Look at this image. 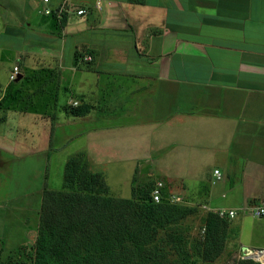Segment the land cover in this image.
I'll list each match as a JSON object with an SVG mask.
<instances>
[{
  "label": "crops",
  "instance_id": "0c3cea01",
  "mask_svg": "<svg viewBox=\"0 0 264 264\" xmlns=\"http://www.w3.org/2000/svg\"><path fill=\"white\" fill-rule=\"evenodd\" d=\"M65 1L87 13L66 15L61 27L44 10ZM138 1L143 2L51 0L46 6L42 0L23 1L26 20L7 21L1 37L18 42L27 29L35 38L37 50L14 53L24 62L17 81L30 78V72L36 76L26 97L45 94L48 80L57 106L56 77L66 86L63 107H91L81 117L65 111L73 118L69 132L83 138L85 151H218L223 156L214 171L224 173L222 182L228 184L237 168L233 159L248 162L254 154L260 166L264 0ZM30 55L39 59L31 69ZM81 55L93 60L80 63ZM11 88L0 84L1 135L9 113L43 115ZM6 154L0 151V169Z\"/></svg>",
  "mask_w": 264,
  "mask_h": 264
},
{
  "label": "rangeland",
  "instance_id": "374dc122",
  "mask_svg": "<svg viewBox=\"0 0 264 264\" xmlns=\"http://www.w3.org/2000/svg\"><path fill=\"white\" fill-rule=\"evenodd\" d=\"M23 1L0 0V84L17 88L16 95L24 96L29 104L31 99L38 114L43 115L32 112L17 118L9 113L6 123L1 125L0 151H6L8 155L3 156L6 163L0 169V264L35 263L34 245L44 188L47 185L49 189H62L65 165L77 154H84L91 163V171L103 173L114 197L130 199L133 187L150 189L156 181H162L167 193L182 196L184 201L181 204L187 208L210 209L201 210L197 216L189 215L159 231L157 243L168 235L182 240L181 253L170 250V246L167 249L173 264H240L244 260L264 264L260 254L251 255L255 250L264 251V218L255 217L251 211L254 204L264 200V151H260V166L254 154L250 155L248 162L233 159L237 168L229 177V184L226 180L212 183L211 176L214 169L221 166L218 160L223 156L218 151H196L195 154L191 151H85L83 138L69 132L73 118L65 113L68 106L63 107L65 101L62 97L66 86L58 78L54 77L53 81L61 95L57 106L48 80L43 83L46 93L31 98L26 95L29 88L36 87L35 74L30 72V78L24 74L23 79L10 81L14 67L24 65L15 51L31 54L37 50L32 43L35 38L31 37V30L24 29L23 35L18 34V42L1 37L8 30L7 21L23 24L26 20ZM69 6L74 10L73 16L78 17L76 6ZM19 7L23 13L19 12ZM37 59L30 55L26 65L31 69L36 66ZM56 109L57 118H54ZM21 121V129L16 128ZM202 152L206 154L203 156ZM231 189L236 190L232 192ZM218 209H234L238 215L234 219L221 218L228 225L223 250L217 259L205 261L196 246L204 236L205 223L200 216L215 213Z\"/></svg>",
  "mask_w": 264,
  "mask_h": 264
},
{
  "label": "trees",
  "instance_id": "16d2710c",
  "mask_svg": "<svg viewBox=\"0 0 264 264\" xmlns=\"http://www.w3.org/2000/svg\"><path fill=\"white\" fill-rule=\"evenodd\" d=\"M59 25H65V17ZM67 109L81 117L91 107ZM157 182L162 181L150 189L133 187L130 199L117 198L111 195L103 173L91 171L83 154L73 156L65 165L62 189L44 188L34 264H173L167 249L181 253L182 240L168 235L157 243L159 231L205 210L171 203L172 196H182L168 194L164 182L162 200L155 202L152 192ZM201 218L204 236L196 246L203 260L212 261L223 250L228 225L216 213ZM240 264L260 263L244 260Z\"/></svg>",
  "mask_w": 264,
  "mask_h": 264
},
{
  "label": "built area",
  "instance_id": "2783aa9c",
  "mask_svg": "<svg viewBox=\"0 0 264 264\" xmlns=\"http://www.w3.org/2000/svg\"><path fill=\"white\" fill-rule=\"evenodd\" d=\"M51 0H42L44 5H48L50 3ZM97 7H99L97 5ZM73 13L74 14V10L69 6L68 2L65 1L61 6H59L56 10H52L49 7H47L44 10V14L47 16H54L58 21L64 19V17L66 15H69ZM87 13V11L85 9H77L76 10V15L78 16H83ZM92 61V57L85 55L79 62L80 63H89ZM20 74V69L19 67H14V70L12 71L11 75H10V81L14 82L18 80ZM78 103H73V106H77ZM213 184L216 183H220L224 180V177L222 175V173L219 170H215L213 173ZM163 189H164V184L162 182H157L155 185V188L152 192V198L155 202L159 203L162 200V193H163ZM169 201L171 203H182L184 200L182 199V197L179 196H172ZM202 209H204L205 211H209L210 209H208L207 207H202ZM251 211L252 214L255 217L258 218H264V200L259 201L258 203L254 204L251 207ZM220 218H229V219H234L237 217L238 212L237 210L234 209H218L215 212Z\"/></svg>",
  "mask_w": 264,
  "mask_h": 264
},
{
  "label": "bare ground",
  "instance_id": "6f19581e",
  "mask_svg": "<svg viewBox=\"0 0 264 264\" xmlns=\"http://www.w3.org/2000/svg\"><path fill=\"white\" fill-rule=\"evenodd\" d=\"M252 254H254V255L260 254V255L262 256V258H263V263H264V251H263V252H262V251H260V252H257V251H256V252H254V253L251 252V255H252Z\"/></svg>",
  "mask_w": 264,
  "mask_h": 264
},
{
  "label": "water",
  "instance_id": "95a60500",
  "mask_svg": "<svg viewBox=\"0 0 264 264\" xmlns=\"http://www.w3.org/2000/svg\"><path fill=\"white\" fill-rule=\"evenodd\" d=\"M248 258H251V256H248Z\"/></svg>",
  "mask_w": 264,
  "mask_h": 264
}]
</instances>
